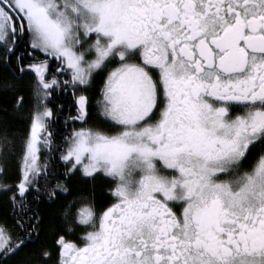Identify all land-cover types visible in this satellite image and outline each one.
Masks as SVG:
<instances>
[{
    "label": "snow or ice",
    "instance_id": "obj_1",
    "mask_svg": "<svg viewBox=\"0 0 264 264\" xmlns=\"http://www.w3.org/2000/svg\"><path fill=\"white\" fill-rule=\"evenodd\" d=\"M0 264H264V0H0Z\"/></svg>",
    "mask_w": 264,
    "mask_h": 264
}]
</instances>
